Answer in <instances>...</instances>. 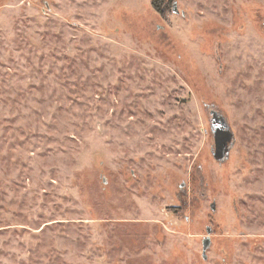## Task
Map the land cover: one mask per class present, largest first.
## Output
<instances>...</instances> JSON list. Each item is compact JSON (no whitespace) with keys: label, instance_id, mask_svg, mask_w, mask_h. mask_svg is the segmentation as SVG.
Returning a JSON list of instances; mask_svg holds the SVG:
<instances>
[{"label":"rangeland","instance_id":"374dc122","mask_svg":"<svg viewBox=\"0 0 264 264\" xmlns=\"http://www.w3.org/2000/svg\"><path fill=\"white\" fill-rule=\"evenodd\" d=\"M152 2L0 0V264H264V0Z\"/></svg>","mask_w":264,"mask_h":264},{"label":"water","instance_id":"95a60500","mask_svg":"<svg viewBox=\"0 0 264 264\" xmlns=\"http://www.w3.org/2000/svg\"><path fill=\"white\" fill-rule=\"evenodd\" d=\"M173 12H177L176 3L173 4ZM211 131L214 137V158L222 163L229 158L231 147L234 145V133L227 120L221 116L216 110L211 112ZM212 211H215V203L211 204ZM207 237L204 238L202 242V258L207 259V250L211 246L210 228H207Z\"/></svg>","mask_w":264,"mask_h":264},{"label":"trees","instance_id":"16d2710c","mask_svg":"<svg viewBox=\"0 0 264 264\" xmlns=\"http://www.w3.org/2000/svg\"><path fill=\"white\" fill-rule=\"evenodd\" d=\"M158 0H153L152 6L153 8L160 14H164L165 12L169 11L170 9V4L173 2V0H162L159 4L157 3ZM165 6V7H163ZM173 12V11H172Z\"/></svg>","mask_w":264,"mask_h":264},{"label":"flooded vegetation","instance_id":"af4514ba","mask_svg":"<svg viewBox=\"0 0 264 264\" xmlns=\"http://www.w3.org/2000/svg\"><path fill=\"white\" fill-rule=\"evenodd\" d=\"M212 111H213V110L210 111V114H211ZM211 118H212V114H211ZM211 151H212V155H213L214 148H212ZM213 157H214V156H213ZM214 159H215V158H214ZM215 160H216V159H215ZM216 161H217V160H216ZM219 163H220V162H219ZM207 228H210V230H211V234H210V236H211V235H212V227H211V226H207V227H206V230H207ZM206 233H207V231H206ZM205 237H207V234H206ZM205 237H204V238H205ZM204 238L202 239V242H203ZM210 239H211V238H210Z\"/></svg>","mask_w":264,"mask_h":264}]
</instances>
